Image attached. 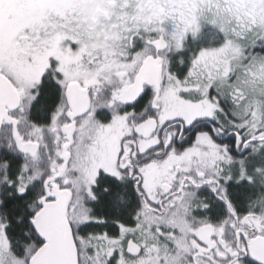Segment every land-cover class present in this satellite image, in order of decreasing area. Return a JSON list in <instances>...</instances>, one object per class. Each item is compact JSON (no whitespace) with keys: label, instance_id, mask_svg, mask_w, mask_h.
I'll return each instance as SVG.
<instances>
[{"label":"snow or ice","instance_id":"1","mask_svg":"<svg viewBox=\"0 0 264 264\" xmlns=\"http://www.w3.org/2000/svg\"><path fill=\"white\" fill-rule=\"evenodd\" d=\"M0 264H264V0H0Z\"/></svg>","mask_w":264,"mask_h":264}]
</instances>
